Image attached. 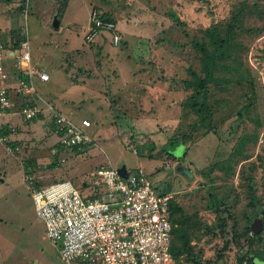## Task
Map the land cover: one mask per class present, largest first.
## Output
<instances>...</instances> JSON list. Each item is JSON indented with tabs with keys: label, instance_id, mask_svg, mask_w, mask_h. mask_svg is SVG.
<instances>
[{
	"label": "rangeland",
	"instance_id": "1",
	"mask_svg": "<svg viewBox=\"0 0 264 264\" xmlns=\"http://www.w3.org/2000/svg\"><path fill=\"white\" fill-rule=\"evenodd\" d=\"M60 1L29 0V11L13 29L17 36L21 29L28 37L33 64L50 76L47 82L35 80L39 92L50 100L66 94L64 101L76 117L78 112L76 119L87 116L92 121L89 134L96 145L88 154L64 149L52 122L46 128L40 121L25 122L16 114L17 106L12 107V116L2 118L12 121L9 130L15 133L9 136V147L19 149L9 152L0 145V264H64L37 215L33 187L60 180L82 186L100 163L125 165L129 171L143 168L159 193L171 194L188 214H198L208 226L219 220L211 208L210 194L216 192L231 207L224 214L226 236L222 238L219 229L216 237L194 235L196 251L203 250L204 260L211 264H237L238 251L249 252L245 237L240 245L233 242L223 250L220 259L219 252L225 240H233L234 229L245 231L253 212L249 194L264 204V0H67L68 10L56 28ZM92 8L117 21L123 34L119 46L101 38L92 44L85 41ZM174 10L180 12L184 26L172 20ZM240 10L243 15L233 23L232 36L240 45L231 48L230 57H236L239 66L225 58L216 72L217 77L232 74L236 82L220 88L210 84L209 107L197 111L189 102L198 89L185 84L192 80L189 68L205 76L193 42L214 25L224 34ZM5 20L11 22L9 17ZM146 34L157 44L152 50L155 69L146 76L131 75L128 59L135 65L151 57L150 41L139 37ZM158 57L173 58L174 70ZM244 69L250 79L243 80ZM202 101L206 102L203 96L198 98ZM171 139L178 145L168 151L163 147ZM34 155L39 164H34ZM181 165L191 170L192 179L178 169ZM245 175L253 178L252 191ZM28 176L34 184L26 182Z\"/></svg>",
	"mask_w": 264,
	"mask_h": 264
},
{
	"label": "built area",
	"instance_id": "2",
	"mask_svg": "<svg viewBox=\"0 0 264 264\" xmlns=\"http://www.w3.org/2000/svg\"><path fill=\"white\" fill-rule=\"evenodd\" d=\"M99 38L113 46L122 42L117 22L92 8L85 41L92 44ZM8 53L7 43L0 38V116L12 109V93L34 91V78L50 80L49 74L31 65L30 41L25 36L17 59L20 68L26 66L27 76L16 79L17 85L11 86L5 67ZM40 112L37 105L26 104L20 114L30 121ZM52 114L59 146L88 154L96 145L95 138L89 134L91 120L77 121L58 111ZM8 144L9 137L0 133V145L13 152L15 148ZM118 169L101 165L82 186L60 180L33 187L37 214L46 226L48 238L59 247L62 261L64 264H176L171 251L172 195L159 193L143 168L127 169L126 178ZM34 180L30 176L26 179L30 184Z\"/></svg>",
	"mask_w": 264,
	"mask_h": 264
},
{
	"label": "trees",
	"instance_id": "3",
	"mask_svg": "<svg viewBox=\"0 0 264 264\" xmlns=\"http://www.w3.org/2000/svg\"><path fill=\"white\" fill-rule=\"evenodd\" d=\"M26 1V0H25ZM25 1H23L22 8L25 6ZM67 7V0H61L59 5V13L58 15H62ZM244 9V8H242ZM250 9H248L249 11ZM62 12V13H61ZM243 15L242 10L238 11L232 18L231 22L228 24V27L224 34H222V29L219 25L211 26L202 31V36L193 42V48L197 57H199L204 64V73L205 76L202 77L192 68H189V74L192 76V80H186L185 84L188 88H192L193 86L197 87L198 91H196L189 104L192 108L197 109V111H203L207 107H209L206 103V95L208 93V87L210 84L217 86L218 88L222 87L224 84L231 85V82L236 80L229 74V78L217 77L216 72L221 69V65L223 60L226 58V61H234L237 62L236 57L231 59V48L239 47V43L233 42V33H234V24L236 22L241 21V17ZM104 16L108 19H111L117 22L109 13L104 12ZM59 17V16H58ZM57 17V18H58ZM172 20L177 23L178 26H184L185 22L180 18V16L173 11ZM16 37V36H15ZM25 39V38H24ZM21 39L18 38L15 41V45L13 48H16L20 45ZM123 41V39H122ZM122 43V42H121ZM119 46V45H118ZM231 57V58H230ZM231 59V60H230ZM239 66V63L237 64ZM230 67V66H229ZM247 70L244 69V75H242L243 80H247L246 75ZM241 78V77H239ZM250 79V78H249ZM202 90H204L202 92ZM204 94V95H202ZM203 96L204 101L198 102V98ZM30 104H33L31 101ZM11 132L7 127H3L0 129V133L7 135V133ZM13 146L14 144L11 143ZM178 142L171 139L163 148L166 150H172L173 147H176ZM14 147V146H13ZM172 153V152H170ZM173 154V153H172ZM174 155V154H173ZM175 156V155H174ZM245 179L248 181V187L252 191V180L251 175H245ZM167 192H165L166 194ZM251 192L249 194L250 200L249 205L253 209V212L248 215L246 229L243 233H239L236 229H234V238L233 240H225L223 248L221 252H219V258H222L223 250L228 249L231 244L234 242L235 244L240 245V239L242 237L246 238L249 246V252L243 254L238 251L236 256L237 264H264V229L262 232L255 234L253 229L251 228V223L255 216L264 211V204L260 202V200L256 197V195ZM211 201L213 202V206L211 207L217 213V217L219 218L216 225L208 226L207 224H202L199 220V215H190L188 214L184 208L176 201L171 200L170 211H171V221H172V234L173 241L171 251L175 257L176 264H211L212 260H204L203 258V250L199 249L196 251V247L194 244L193 238L194 235L197 236L199 233L204 234H213L214 237L217 236V229L221 232V237L226 236L228 222L224 216L225 213L231 211V207L225 202L224 199H221L217 196L216 192H212L210 194ZM206 226V227H204ZM264 228V226H263ZM203 231V232H202ZM220 235V234H219ZM261 246V249L257 247ZM256 249V251H254ZM226 251V250H225ZM242 253V254H241ZM217 259V260H218Z\"/></svg>",
	"mask_w": 264,
	"mask_h": 264
},
{
	"label": "crops",
	"instance_id": "4",
	"mask_svg": "<svg viewBox=\"0 0 264 264\" xmlns=\"http://www.w3.org/2000/svg\"><path fill=\"white\" fill-rule=\"evenodd\" d=\"M23 1H25V0H0V38L2 40H4L7 43L8 47H9V53L6 56V59H5V67H6V70H7L8 74H9V76H10L9 81H10L11 86H16L17 85L16 79H19L21 76L24 77V78L27 76V73L25 72L26 66H23L22 68H20L18 66V59H17V56L21 52V42H23L25 36H23L20 33L21 32V29L18 32V34H19L18 36L16 35V33H17V31L15 30L16 28L13 29V27H14V25L16 23H17V26L19 25V23H20L19 21L21 19V16L22 15L26 16V14H24L25 13L24 12L25 9L22 10ZM35 1L41 2V0H35ZM25 3H26V1H25ZM14 4H17V5H14ZM68 7H69V5L66 7L65 11L68 10ZM28 8H30V6H28ZM27 11H29V10L27 9ZM65 11L63 12L62 15H57V17L59 16L62 19V20L60 19V22H59L60 23V26L62 25V22L61 21H63V18H64L65 13H66ZM176 13L178 15L180 14L179 11H177ZM7 17L11 18V22L5 20ZM59 17L57 18L58 20H59ZM132 23L134 24V22H132ZM89 25H90V22H89ZM89 25H88V27L86 29V32L89 29ZM86 32H85V34H86ZM119 32H120V34L122 36V39H123L122 32L121 31H119ZM139 37L141 39H143V41L144 40L145 41H147V40L150 41L149 42V49H150V52H151V57L149 58V60H145V62H143L141 64L136 63L135 65H134V62H130V60L128 59L129 64H131V66L127 67V70L130 71L131 75H133L134 73L135 74L137 73L139 76H142V75L143 76H146L151 71V68L152 67L155 69L156 59L155 58H152V50H154L157 47L156 46L157 44H155L153 41H151L150 36H147V34L145 36H139ZM18 38L21 39L20 45L18 47H16V48H13V46L15 45V41ZM84 38H85V36H84ZM101 39H102L103 43H107V42L110 43V41L105 40L104 38H101ZM159 59H161L162 61L167 60L166 61L167 62V64H166L167 69H168V67H170L171 68L170 70H174V66H171V65H173V60H174L173 58H171V59H162L160 57ZM101 62L104 64V60H101ZM31 65L33 67H35V68H37V69L45 72L44 69L40 68L39 66L37 67V66H35L33 64L32 54H31ZM146 66L150 67V69H146L145 68ZM69 70L70 71H73V67L69 66ZM35 80L36 81H42L39 78H34V80H33V82H34V91H32V92L27 91L25 93H19V94L12 93V97H13V100H14V102H13V108L15 106H17L18 107V110H19L18 111L19 113L17 112L16 114L21 115L20 112L22 110V106L23 105H26V104H30V102L32 101L33 102V105H37L41 109V112L33 120H36L37 122L40 121L42 123V126L44 128H46L48 126V124L50 122H52V119H53L52 118V116H53L52 113H53V111H58V112H61L63 114L66 112L67 114H69V116L65 114L66 116H68L70 118H73V119H75L77 121L82 120V119H76V118H78V112H77V117H76L74 115L73 108L72 107L69 108L68 105H70V104H66V102L64 101L65 97H67L66 94H59L58 96H56L55 98H53V99L50 100L44 94H42V93L39 92L38 86L36 85ZM84 80L85 79H81L80 82L83 83V84L88 85V83H84ZM71 88H76V86H74V84H71ZM69 90H71V89L69 88L66 92H68ZM92 92H95V91L93 90ZM83 94H85V93H83ZM16 99H19L18 100V103L15 102ZM11 114H14V111H12V109L9 112H7L6 114H3L2 116H0V129L3 128V127H7L9 129L10 127H12V121H8V120H5V119L2 120V118L6 117V116H12ZM83 119L90 120L87 116H84ZM33 120H31V121H33ZM25 122H27V121H25ZM13 124L16 125V126H18L16 123H13ZM32 126H33V123H32ZM32 129H33V127H32ZM12 130H11V134L8 135V137L9 136L14 137L15 133H13ZM13 146H16V144H14ZM15 148L18 151L19 147L18 148L15 147ZM34 157L37 159L36 161H34V164L35 163L36 164H39L40 163V159H38L36 157V155H34ZM100 164H98L99 166L95 167V169L98 168V167H100L101 166ZM103 165H104V163H103ZM2 182H5L4 179H2ZM36 212H37V210H36Z\"/></svg>",
	"mask_w": 264,
	"mask_h": 264
},
{
	"label": "water",
	"instance_id": "5",
	"mask_svg": "<svg viewBox=\"0 0 264 264\" xmlns=\"http://www.w3.org/2000/svg\"><path fill=\"white\" fill-rule=\"evenodd\" d=\"M54 26L56 28L60 26V23L58 20L54 22ZM178 169L188 178L192 179L194 177L193 173L191 172V170H189V168L181 165L179 166ZM118 170L121 176H123L124 178L127 177L128 170L125 165L121 166ZM263 226H264V211H262L261 214H258L257 216H255V218L253 219V222L251 223V228L253 229L255 234L262 232L264 229Z\"/></svg>",
	"mask_w": 264,
	"mask_h": 264
}]
</instances>
